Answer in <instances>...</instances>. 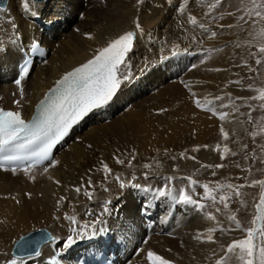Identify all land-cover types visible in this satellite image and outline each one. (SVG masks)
I'll return each mask as SVG.
<instances>
[{"label":"bare ground","instance_id":"6f19581e","mask_svg":"<svg viewBox=\"0 0 264 264\" xmlns=\"http://www.w3.org/2000/svg\"><path fill=\"white\" fill-rule=\"evenodd\" d=\"M5 1L4 8L0 7V109L19 111L24 120L61 75L80 66L128 31H133L136 39L126 69L131 79L121 84L107 114H90L80 123L78 132L71 130L63 145L53 150V160L48 165L29 169L27 174L24 169L13 172L0 168V264L89 262L93 252L108 247H116L117 264H150L149 251L169 264H191L185 256L180 262L175 250H161L160 244L165 239L160 234L174 230L187 241L215 245L218 249L212 255L216 256L221 238L214 231L215 242L207 240L208 230L215 227L201 223L202 212L198 208L170 196L156 195L158 187L152 181L126 176L129 169L147 161L148 150L155 148L146 145L147 137L132 107L134 99L170 75L172 49H159L165 40L171 39L174 0H43L39 3L27 0L28 10L24 8L26 0ZM21 13H35L37 21H27ZM136 22L142 32L136 29ZM61 23L66 30L64 35L59 32ZM32 41H38L47 52L44 61L33 63L22 81L21 99L17 84L7 79L14 74L9 63L17 60L18 44L26 47ZM210 44L206 42L204 46ZM199 49L198 45H191L190 54L197 55ZM192 59L189 56L188 62ZM179 77L171 78L170 83H176ZM18 100L19 106L15 103ZM114 125L119 130L112 137L107 138L104 133L99 136ZM117 157L124 163H117ZM135 158L139 161L132 165ZM103 164L111 170L107 178ZM121 184L125 186L122 188ZM133 184L152 191L145 192L132 187ZM86 190L92 193L91 199L84 194ZM172 195L179 197L173 192ZM65 217H75L77 223L73 225ZM93 222L98 229L96 235L78 239L69 248L63 246L71 228L79 229L80 225ZM259 224L258 221L254 227ZM43 226L51 239L40 247L39 255L14 258L11 250L20 239L19 234L22 238Z\"/></svg>","mask_w":264,"mask_h":264},{"label":"rangeland","instance_id":"374dc122","mask_svg":"<svg viewBox=\"0 0 264 264\" xmlns=\"http://www.w3.org/2000/svg\"><path fill=\"white\" fill-rule=\"evenodd\" d=\"M174 2L171 39L165 40L159 49H172L170 75L132 103L147 137L146 145L155 148L148 150L147 161L129 169L126 176L152 181L158 189L167 185L176 196L184 190L197 205L204 204L203 210L192 206L202 212L201 223L215 227L221 238L216 256L212 255L218 249L215 245L187 241L176 230L160 234L165 239L160 247L163 252H178L180 262L185 256L191 264H215L224 256L227 245L245 239L246 230L254 227L251 221L257 215L256 204L264 191L255 183L264 181V101L252 99L264 89V54L258 52V45L264 43L259 36L264 30V20L247 15L254 7L253 0ZM261 3L264 0H256V4ZM212 4L216 7L212 8ZM62 23L59 32L64 35ZM213 32L215 37L211 36ZM206 42L210 46L205 47ZM191 45L199 46L197 55L190 54ZM173 51L182 58L176 59ZM189 56L193 58L190 63ZM257 59L261 63L257 64ZM179 75V81L170 83L171 78ZM224 113L227 116L221 120L219 117ZM117 126L108 127L99 136L104 133L107 138L112 137L119 130ZM224 132L228 139L224 138ZM138 161L135 158L131 164ZM190 180L196 184L191 185ZM204 184L213 190L215 203L205 198L201 187ZM227 184L242 186L241 195L237 197L233 189L223 187ZM221 195L230 196L225 201L228 209L220 202ZM208 214L216 219H208ZM233 214L240 229L229 219ZM260 240L256 238L255 243L259 245ZM228 264L241 262L233 257Z\"/></svg>","mask_w":264,"mask_h":264},{"label":"snow or ice","instance_id":"6c2138e0","mask_svg":"<svg viewBox=\"0 0 264 264\" xmlns=\"http://www.w3.org/2000/svg\"><path fill=\"white\" fill-rule=\"evenodd\" d=\"M253 5L254 7L248 10L247 15L264 20V11L257 10L264 8V3L256 4V0H253ZM211 7L215 8L216 5L212 4ZM24 8L28 10L27 0ZM191 23L195 24L196 20L192 19ZM135 27L142 32L139 22H136ZM211 36L215 37L216 33L213 32ZM259 36L264 39V30L261 31ZM135 39L136 34L133 31H128L111 41L107 47L98 50V54L88 60L87 63L67 73L62 80L57 82V87L53 89L52 95L46 98L47 103L41 102L40 114L31 122H26L19 111L0 109V168L5 171L11 170L15 172L18 167H23L27 174L29 169L42 165L45 161L51 162L53 160V148L68 134L71 127L93 109L109 103L121 87V84L125 80L131 79L126 69L128 67V54L133 51ZM258 52L264 54V43L258 45ZM172 54L176 55L177 53L173 51ZM256 62L259 64L261 60L257 59ZM28 74L29 66L25 62L20 66L19 75L15 81L19 88L21 99L24 96L22 81L27 78ZM252 99L264 101V89L259 90V96H254ZM15 103L19 106L20 101L18 100ZM196 103L197 106H200L199 100ZM208 110L211 111L212 109ZM226 116L227 113H224L219 118L224 120ZM223 135L225 139H228L226 132ZM224 151H228L227 147H225ZM116 160L117 163H124L118 157ZM217 167H222V165H217ZM103 170L106 174L105 178H107V175L111 172L107 164H103ZM45 171H47L46 168ZM117 180H119V177H117ZM88 183L89 187H91V181ZM189 183L195 185L196 181L190 180ZM255 183L264 189V181H256ZM124 186V184H121L122 188ZM132 187L141 188L145 192L152 191L151 188L142 187L138 184H133ZM201 187L204 189L205 198L215 203L216 198L212 194L213 190L209 188V185L204 184ZM217 187L219 188L220 186L218 185ZM223 187L233 189L237 197L241 195L239 187L242 186L227 184ZM105 190L107 191V189ZM76 191L79 193L80 189L77 188ZM84 194L89 199L92 198L91 192L86 190ZM156 195L160 197L170 196L173 200L178 199L179 203L198 206L201 210L205 208L204 204L197 205V201L193 200L184 190H181L178 198L173 196L172 190L167 185L157 189ZM228 199H230V196L221 195L219 197L224 209L229 207L228 203L225 202ZM256 210L257 215L251 223L256 225L259 221V227L248 228L245 239L235 240L227 245L224 250V256L217 259L215 264H228V261L233 257L238 259L241 264H264V191L261 192L259 203L256 204ZM104 211L107 212L108 209L105 208ZM217 211H220V209H217ZM65 218L73 225L77 223L75 217ZM208 219L215 220L216 217L208 214ZM229 219L235 223L237 229L241 228L234 214L230 215ZM95 223L82 224L79 229L71 228L70 235L63 246L69 248L77 243L78 239L96 235L98 229H96ZM214 231H216L215 228L208 230L207 240L209 242H215L212 238ZM257 236L261 238L259 245L255 243ZM197 238L199 239L200 237ZM36 254L39 255L38 252ZM147 259L150 264H169L167 260L152 251L147 253ZM12 264H16V261H13Z\"/></svg>","mask_w":264,"mask_h":264},{"label":"water","instance_id":"95a60500","mask_svg":"<svg viewBox=\"0 0 264 264\" xmlns=\"http://www.w3.org/2000/svg\"><path fill=\"white\" fill-rule=\"evenodd\" d=\"M49 240V236L43 230H36L29 235L20 238L12 249V255L23 257L37 253L39 246Z\"/></svg>","mask_w":264,"mask_h":264}]
</instances>
